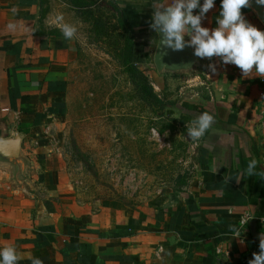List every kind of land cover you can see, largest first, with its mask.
I'll list each match as a JSON object with an SVG mask.
<instances>
[{
    "label": "crops",
    "instance_id": "crops-1",
    "mask_svg": "<svg viewBox=\"0 0 264 264\" xmlns=\"http://www.w3.org/2000/svg\"><path fill=\"white\" fill-rule=\"evenodd\" d=\"M116 2L142 40L156 38L149 26L156 0ZM220 4L215 0L202 27H216ZM242 14L264 31L250 7ZM142 58L147 62L146 52ZM76 60L74 42L49 14L41 17L38 0H0V140L19 135L27 162L20 177L0 164V248L14 246L19 264L33 257L43 264H248L264 236V79L203 59L204 84H194L201 98L190 97L192 106L181 110L208 112L215 123L180 190L151 211L107 204L91 212L49 144L51 130L65 124ZM149 77L159 91L165 84L180 86L179 93L190 88L156 70ZM253 159L256 174L247 177Z\"/></svg>",
    "mask_w": 264,
    "mask_h": 264
},
{
    "label": "rangeland",
    "instance_id": "rangeland-1",
    "mask_svg": "<svg viewBox=\"0 0 264 264\" xmlns=\"http://www.w3.org/2000/svg\"><path fill=\"white\" fill-rule=\"evenodd\" d=\"M48 14L51 22L59 15L78 29L72 40L77 60L67 97L68 114L65 124L51 130V152L91 212L107 204L154 210L180 190L191 172L200 141L194 146L188 139L186 125L191 123L171 106L185 108L192 106L190 97L201 98V87L194 84L204 82L202 74L157 73L169 82L186 79L183 87H190L179 93L180 86L165 84L157 90L149 77V71L156 70V38L143 35L142 40L139 35L137 66L166 105L161 111L142 99L124 73L113 52L115 36L96 42L89 25L57 2L49 6ZM145 52L147 62L142 58ZM153 129L159 130L162 145L153 137Z\"/></svg>",
    "mask_w": 264,
    "mask_h": 264
},
{
    "label": "clouds",
    "instance_id": "clouds-1",
    "mask_svg": "<svg viewBox=\"0 0 264 264\" xmlns=\"http://www.w3.org/2000/svg\"><path fill=\"white\" fill-rule=\"evenodd\" d=\"M264 5V0H256ZM215 0H159L153 3V15L150 28L160 37V46L173 52L183 51L186 47L194 49V56L199 59L219 58L223 65H235L245 78L259 77L264 79V31L258 30L249 23L242 9L250 7V0H221L219 18L215 28L202 27L206 14L214 8ZM198 9V14H193ZM52 24L59 27L65 40L71 41L78 29L57 16ZM8 28L15 31L16 25ZM186 37L188 39H186ZM211 72H216V65L209 64ZM215 117L203 112L191 125H186L187 137L196 145L213 127ZM153 137L161 144L160 132L152 130ZM258 162H249L246 175H255ZM264 175V173H261ZM239 182V181H237ZM238 235V232H237ZM259 253H253L248 264H264V236L260 237ZM21 254L14 246L0 248V264H19ZM31 264H43L39 258H32Z\"/></svg>",
    "mask_w": 264,
    "mask_h": 264
},
{
    "label": "trees",
    "instance_id": "trees-1",
    "mask_svg": "<svg viewBox=\"0 0 264 264\" xmlns=\"http://www.w3.org/2000/svg\"><path fill=\"white\" fill-rule=\"evenodd\" d=\"M55 1L66 6L84 24L89 25L90 32L96 42L99 39H105L108 35L115 36L113 52L124 73L129 77L143 100L163 111L166 105L154 94L148 77L137 66L138 60H140L139 47L142 44L140 36L135 33L116 0ZM38 2L41 8V17L44 18L48 14L50 0H38ZM53 33L57 34L56 31ZM171 108L177 110L182 118L187 117L189 123L202 114L198 110L182 111L176 105H172Z\"/></svg>",
    "mask_w": 264,
    "mask_h": 264
},
{
    "label": "water",
    "instance_id": "water-1",
    "mask_svg": "<svg viewBox=\"0 0 264 264\" xmlns=\"http://www.w3.org/2000/svg\"><path fill=\"white\" fill-rule=\"evenodd\" d=\"M250 8L264 25V5L258 4L256 0H250ZM155 36L153 65L159 75L202 74L203 59L194 56V49L186 47L183 51L173 52L160 46V37L156 32ZM0 164L13 169L18 177L23 174L27 162L21 154V137L19 135L0 140Z\"/></svg>",
    "mask_w": 264,
    "mask_h": 264
},
{
    "label": "built area",
    "instance_id": "built-area-1",
    "mask_svg": "<svg viewBox=\"0 0 264 264\" xmlns=\"http://www.w3.org/2000/svg\"><path fill=\"white\" fill-rule=\"evenodd\" d=\"M263 86H264V80H263ZM261 227L264 230V217L260 219Z\"/></svg>",
    "mask_w": 264,
    "mask_h": 264
}]
</instances>
